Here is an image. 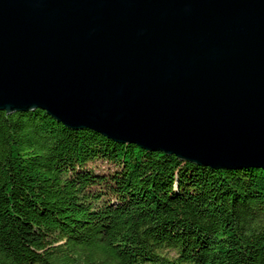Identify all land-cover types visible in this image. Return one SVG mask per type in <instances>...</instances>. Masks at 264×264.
I'll return each instance as SVG.
<instances>
[{"label": "water", "instance_id": "1", "mask_svg": "<svg viewBox=\"0 0 264 264\" xmlns=\"http://www.w3.org/2000/svg\"><path fill=\"white\" fill-rule=\"evenodd\" d=\"M215 170H264V0H0V112Z\"/></svg>", "mask_w": 264, "mask_h": 264}, {"label": "trees", "instance_id": "2", "mask_svg": "<svg viewBox=\"0 0 264 264\" xmlns=\"http://www.w3.org/2000/svg\"><path fill=\"white\" fill-rule=\"evenodd\" d=\"M0 264H264V170L0 112Z\"/></svg>", "mask_w": 264, "mask_h": 264}, {"label": "rangeland", "instance_id": "3", "mask_svg": "<svg viewBox=\"0 0 264 264\" xmlns=\"http://www.w3.org/2000/svg\"><path fill=\"white\" fill-rule=\"evenodd\" d=\"M95 167L96 168H100V169H105L106 168V165H102L100 162H96L95 163ZM169 254H170L171 257H173L175 255L174 252H170Z\"/></svg>", "mask_w": 264, "mask_h": 264}]
</instances>
